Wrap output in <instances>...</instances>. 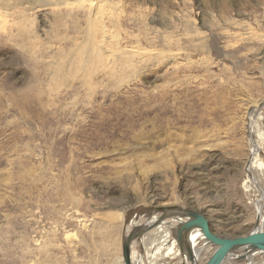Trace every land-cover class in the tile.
Instances as JSON below:
<instances>
[{
	"label": "rangeland",
	"instance_id": "rangeland-1",
	"mask_svg": "<svg viewBox=\"0 0 264 264\" xmlns=\"http://www.w3.org/2000/svg\"><path fill=\"white\" fill-rule=\"evenodd\" d=\"M102 2L103 51L83 78L64 9L29 13L35 49L0 41V264H123L131 222L170 206L203 214L221 237L257 224L234 151L243 105L264 96V0ZM127 51L131 67H114ZM28 94L37 108H24ZM21 240L45 251L23 256Z\"/></svg>",
	"mask_w": 264,
	"mask_h": 264
},
{
	"label": "bare ground",
	"instance_id": "bare-ground-1",
	"mask_svg": "<svg viewBox=\"0 0 264 264\" xmlns=\"http://www.w3.org/2000/svg\"><path fill=\"white\" fill-rule=\"evenodd\" d=\"M45 1L44 0H0V7H1L0 9H2L4 13V14L0 13V23L4 22L0 26V29L2 30V34L0 35V41L3 39L5 42L15 44L17 39L20 38L24 40L23 42L25 43L24 44L25 47L30 49H35L36 41L38 43V40L36 39L35 32L32 30L33 19L31 18V15L29 13L32 12L34 9L40 8L42 6L50 7L54 9H64L65 14L69 18L71 17L72 28L74 33L73 37H68L69 39L68 41L71 45L69 47L71 50H73L72 48H74V50L77 51L78 54H80V52L84 53L80 55L78 60H76L75 57H73V55H70L77 62L73 66V70H74L73 79L78 77L83 78V75L86 72L85 66H87V62L89 61L94 64V62H96V60L99 58L98 57V55L100 54L99 51L102 50L101 46L98 44L99 43L98 39H101L100 35L102 37L105 36V31H106L105 18L103 17V13H101L103 2L102 0H52L53 3L47 2L49 0H45ZM107 12L108 11H106V14ZM114 12L113 13L111 12L113 16H114ZM1 17L2 18L4 17V21ZM79 17H81L84 20L83 27L79 25V23L77 22ZM31 45H34V47H31ZM136 51L139 52V50ZM127 52L120 54L121 56H118L117 60H115L114 62L115 64L113 63L114 67L115 65L121 66L124 69L131 67L133 60L131 56H134V54L136 53L134 51L133 52L127 51ZM165 53H167V51H165ZM137 55L139 54L137 53ZM139 56L141 57V55ZM163 58H165L164 60H166V63L164 62V64H166L165 66L167 65L169 66L170 63L176 64V62L174 63V61L176 60V57L174 55L167 54L165 57L163 56ZM176 65H175V69L178 68V66ZM96 66L94 67L96 68ZM85 75H87V73ZM0 78H5V76L3 75L1 77L0 75ZM249 98L247 99L248 100L247 103L244 102L246 103L245 105H243L244 107H242L243 119L241 122H242V131L246 136L244 142L245 146L244 149H242V151H237V150L234 151V154L236 157H239L246 161V163L244 162L242 166V175H243L242 180H246V181L241 183L240 186L242 190H244L243 192L247 193L246 196L250 195L249 201L256 208L255 212H256L257 224L255 223L252 231L264 232V224H262V222L264 223V217L261 214L262 209L261 207H258L260 206L259 202L253 196L255 191L261 194L262 192L261 189L264 188V182H262L264 181V96L260 100L257 98L259 101H255V99L249 100ZM23 99L25 101L24 108L27 109L37 108V106L39 105L38 102H40L39 98L32 94L24 95ZM69 99L70 98H68V100ZM49 103L50 101L45 100L43 101V103L40 104V106L42 109L44 107L49 108L50 105ZM86 105L87 104H85V106ZM94 110H96V108L92 109V112ZM251 195L254 199L251 198ZM184 210L185 208L183 207L175 209V207L170 206L165 209L162 208L161 209L162 213L161 212L156 213V215L151 216L148 220L144 222L143 221L141 222L140 220L131 222L133 234H138L136 235L137 239H134L133 242L131 243V248H130L131 264H146V263L171 264L166 259L171 260L173 258H178L182 264H192V263L204 264L206 262V260L213 254V252L217 249V247L204 238L200 229L196 228L192 230L190 233H188L186 237V240L188 242L185 240L186 241L185 244H188V246L191 248V251L193 252L194 261L192 263L189 261L184 251L185 249L180 247L179 243L177 242L174 236V232L176 228L187 219ZM145 226L147 227L146 231L144 232L136 231L143 229V227ZM223 238H229V237H223ZM21 243L23 244L22 245L23 247L22 246L20 247L23 256H26L28 254L35 255L37 251H39L40 253L45 251L43 250L44 248L39 246L38 248L29 246L24 242V240H21ZM136 244H139L144 248V250L142 248L143 250L142 254L137 253L135 248ZM211 247H213L214 250L212 254L209 257H207V255L209 254V249ZM181 249H183V252L181 251ZM235 253H237L236 256L233 255ZM242 255H245L243 249H240L238 251H232L229 258L225 260L226 261L225 264H233V262L231 261H237V258L241 257ZM257 255H264V253L256 252V253L247 254L246 258L244 259L245 263L256 264L254 262V259L252 258H254ZM263 263L264 261H261L259 264H263Z\"/></svg>",
	"mask_w": 264,
	"mask_h": 264
},
{
	"label": "water",
	"instance_id": "water-1",
	"mask_svg": "<svg viewBox=\"0 0 264 264\" xmlns=\"http://www.w3.org/2000/svg\"><path fill=\"white\" fill-rule=\"evenodd\" d=\"M184 213L187 219L176 228L174 236L180 247L185 249L184 251L191 263L194 261L193 252L185 242L187 241L186 237L188 233L196 228L201 230V233L207 241L217 247L204 264H224L232 251H238L240 249H243L245 252V255L237 258L240 261L244 260L247 254L256 252L264 253V232L252 231L245 236H237L231 239L223 238L213 233L209 221L204 215L190 209H185ZM136 235L130 232L122 241L121 255L123 264H131L130 248L131 243L137 237ZM181 251L183 252V249Z\"/></svg>",
	"mask_w": 264,
	"mask_h": 264
}]
</instances>
